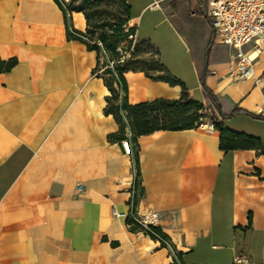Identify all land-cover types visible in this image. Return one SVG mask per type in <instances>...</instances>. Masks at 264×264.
Instances as JSON below:
<instances>
[{
  "label": "crops",
  "instance_id": "0c3cea01",
  "mask_svg": "<svg viewBox=\"0 0 264 264\" xmlns=\"http://www.w3.org/2000/svg\"><path fill=\"white\" fill-rule=\"evenodd\" d=\"M124 1L137 39L179 82L126 72L128 103L186 94L222 131L157 130L126 155L111 138L119 125L105 113L97 52L68 36L85 32L83 14L67 19L57 0H0V264H264V50L261 84L238 81L205 0ZM135 157V212L159 215L170 248L130 219Z\"/></svg>",
  "mask_w": 264,
  "mask_h": 264
},
{
  "label": "built area",
  "instance_id": "2783aa9c",
  "mask_svg": "<svg viewBox=\"0 0 264 264\" xmlns=\"http://www.w3.org/2000/svg\"><path fill=\"white\" fill-rule=\"evenodd\" d=\"M57 1L63 7L65 17L68 19L70 14L65 9V4L61 0ZM205 3V17L212 31V42L225 46L233 52L234 67L231 69L230 74L238 81L255 79V85H260V78L255 77L254 66L260 53L264 50V0H205ZM68 31L70 34L90 43L87 38L76 34L70 27ZM123 31L127 34V37L124 42L116 47V57L114 58H109L101 43H98V48L105 58L104 69L113 72L114 66L122 64L126 57L130 55L132 44L137 40L136 25L128 20L123 26ZM113 74L115 76L114 72ZM260 112L264 113V101L260 107ZM196 128L211 131L214 127L212 121H207L201 116ZM126 136L127 138L122 140L120 145L126 155H133L130 133L127 132ZM133 175L134 183L129 190V216L131 221L139 226L143 234L170 248L166 239L154 232V229L159 227V215L151 210L141 215L135 212L136 170H134ZM83 190V185L77 183L73 190V197L79 198ZM112 215L121 218L126 216L125 213H119L116 210L112 211ZM245 263L246 261L241 257H235L233 260V264Z\"/></svg>",
  "mask_w": 264,
  "mask_h": 264
},
{
  "label": "trees",
  "instance_id": "16d2710c",
  "mask_svg": "<svg viewBox=\"0 0 264 264\" xmlns=\"http://www.w3.org/2000/svg\"><path fill=\"white\" fill-rule=\"evenodd\" d=\"M75 0H70V4L65 6V9L71 14V12L82 13L86 22L85 32H77L76 34L87 38L89 42L77 38L76 36L68 32L69 38H76L84 42L88 49L95 50L100 60V51L96 43H92L93 29L105 28L102 26L93 25L89 14L83 10V8H91L98 4V1L91 2L90 0H82L78 7L74 6ZM121 9L125 15L124 19L118 20L116 25L110 27V33L102 32L99 34V41L107 53L109 58L116 57L115 49L116 47L126 40L127 34L123 31V25L126 21L130 20L129 9L124 0H119ZM206 11L203 12L205 15ZM65 14V11H64ZM144 44L146 42L141 41ZM149 45V44H147ZM209 43L206 48V56L210 51ZM150 46V45H149ZM151 47V46H150ZM153 48V47H151ZM154 50V48H153ZM155 51V50H154ZM156 55V69L155 72L159 74L157 76L150 75L145 70L135 69L130 62H125L123 64H118L114 66L113 72L109 69H105L102 73V78L105 86L108 88L111 96L107 99V106L105 108V113L113 115L115 121L119 125V132L112 135L111 138L121 141L127 138L126 131L130 133V142L134 147H136V139L139 136L152 133L157 130H178V129H189L196 128L200 114H196L201 106L192 101L191 99H186V94H182L179 100L167 101V100H156L152 102L140 103L137 105H130L127 101V84L124 78V73L129 71H141L152 80H159L166 82L170 85H178L179 82L170 76L166 68L158 59V53L155 51ZM100 62H98L99 66ZM97 66V68H98ZM105 67V63L102 65ZM207 73L204 72L200 84L203 92L207 95V101L209 106L213 107L215 110L220 111V105L212 95V93L205 86V78ZM195 108L196 112L189 114V110ZM214 129L221 130L222 127L218 122L212 121ZM135 168L138 173V160L135 157ZM137 184V183H136ZM154 232L161 235L158 228L154 229Z\"/></svg>",
  "mask_w": 264,
  "mask_h": 264
},
{
  "label": "rangeland",
  "instance_id": "374dc122",
  "mask_svg": "<svg viewBox=\"0 0 264 264\" xmlns=\"http://www.w3.org/2000/svg\"><path fill=\"white\" fill-rule=\"evenodd\" d=\"M65 6L70 4V0H61ZM82 0H75L74 6L78 7ZM91 2L98 1L94 7L83 8L91 18L93 25L102 26L105 28L93 29L92 43H96L98 46L99 34L102 32L110 33V27L116 25L118 20L124 19L125 15L121 9L119 0H90ZM127 21L124 23V25ZM123 25V26H124ZM129 46L131 44L128 43ZM132 51L130 55L126 57L123 63L130 62L131 65L137 70H145L147 73L153 76H157L159 73L155 72L156 69V55L153 48L149 45L140 42L138 39L132 44ZM100 51V50H99ZM101 65L105 63V58L100 51ZM122 63V64H123Z\"/></svg>",
  "mask_w": 264,
  "mask_h": 264
}]
</instances>
